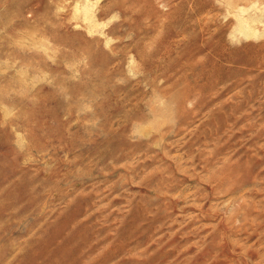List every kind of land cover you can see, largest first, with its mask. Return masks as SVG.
Here are the masks:
<instances>
[{
  "label": "rangeland",
  "instance_id": "1",
  "mask_svg": "<svg viewBox=\"0 0 264 264\" xmlns=\"http://www.w3.org/2000/svg\"><path fill=\"white\" fill-rule=\"evenodd\" d=\"M0 264H264V0H0Z\"/></svg>",
  "mask_w": 264,
  "mask_h": 264
},
{
  "label": "bare ground",
  "instance_id": "2",
  "mask_svg": "<svg viewBox=\"0 0 264 264\" xmlns=\"http://www.w3.org/2000/svg\"><path fill=\"white\" fill-rule=\"evenodd\" d=\"M157 189H158V188H157ZM74 214H75V213H74ZM70 218H71V217H70ZM69 222H70V221H69ZM67 223H68V222H67ZM58 227H59V226H58ZM73 228H74V227H73ZM70 233H71V232H70ZM39 242H40V241H39ZM40 243H41V242H40ZM37 249H38V248H37ZM42 251H43V250H42ZM63 255H64V254H63ZM45 256H46V255H45ZM45 256H44V257H45ZM48 257H49V256H48ZM78 258H79V257H78ZM107 260H108V259H107Z\"/></svg>",
  "mask_w": 264,
  "mask_h": 264
}]
</instances>
